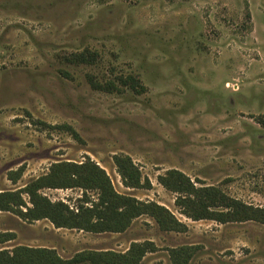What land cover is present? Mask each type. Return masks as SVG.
I'll return each instance as SVG.
<instances>
[{
  "label": "rangeland",
  "instance_id": "374dc122",
  "mask_svg": "<svg viewBox=\"0 0 264 264\" xmlns=\"http://www.w3.org/2000/svg\"><path fill=\"white\" fill-rule=\"evenodd\" d=\"M85 50L97 54L94 64L67 62ZM128 76L143 90L121 86ZM88 77L117 91L95 90ZM258 118L264 0H0V193L24 188L53 164L89 159L115 192L162 206L187 228L165 232L143 215L122 233H90L0 212V233L11 234L0 251L48 249L71 260L151 243L139 264H175L171 251L180 249L189 253L186 264H264V226L191 221L158 182L178 171L196 187L264 209ZM118 155L131 159L145 188L122 185ZM82 192L40 194L76 212L96 200Z\"/></svg>",
  "mask_w": 264,
  "mask_h": 264
},
{
  "label": "trees",
  "instance_id": "16d2710c",
  "mask_svg": "<svg viewBox=\"0 0 264 264\" xmlns=\"http://www.w3.org/2000/svg\"><path fill=\"white\" fill-rule=\"evenodd\" d=\"M68 63L91 65L97 60V54L85 50L71 54ZM90 86L98 91L112 93L117 91L112 83L101 85L88 77ZM121 86H127L139 92L143 87L134 77L118 79ZM264 126V120L258 118ZM69 128V127H68ZM70 130V129H69ZM71 131V130H70ZM72 136L78 139L72 131ZM116 173L122 185L127 189L145 188L140 173L131 159L118 155L113 157ZM22 169L14 175L20 176ZM17 177H11L15 181ZM159 184L175 194L174 205L179 213L191 221H214L219 224L256 222L264 226V209L252 207L228 197L215 187H196L188 177L178 171H169L158 177ZM148 186V185H147ZM43 189H80L86 198V192H94L96 200L90 206L80 205L76 212L71 211L62 202L52 203L40 194ZM22 195L28 198L24 202ZM88 202H85L87 204ZM24 210H23V209ZM0 212H10L25 221L47 220L54 228L77 229L90 233H122L133 220L149 215L158 227L165 232H185L186 226L177 221L167 209L153 202L144 203L132 197L114 191L105 171L87 159L80 164L56 163L49 172L30 181L17 191L0 193ZM10 233H0V244L9 241ZM151 243H132L127 253H85L71 260H63L53 250L17 247L0 251V264H139L146 253L153 252ZM175 264H186L189 253L185 250L171 251Z\"/></svg>",
  "mask_w": 264,
  "mask_h": 264
}]
</instances>
